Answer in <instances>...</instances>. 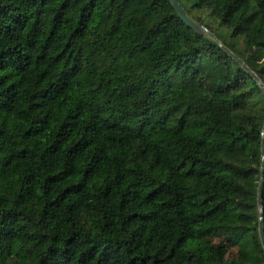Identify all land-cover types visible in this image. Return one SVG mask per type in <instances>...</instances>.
Listing matches in <instances>:
<instances>
[{"label":"trees","instance_id":"trees-1","mask_svg":"<svg viewBox=\"0 0 264 264\" xmlns=\"http://www.w3.org/2000/svg\"><path fill=\"white\" fill-rule=\"evenodd\" d=\"M176 1L264 85V0ZM263 112L169 0H0V264H264Z\"/></svg>","mask_w":264,"mask_h":264},{"label":"water","instance_id":"water-1","mask_svg":"<svg viewBox=\"0 0 264 264\" xmlns=\"http://www.w3.org/2000/svg\"><path fill=\"white\" fill-rule=\"evenodd\" d=\"M170 5L172 6L174 12L177 14V16L184 22L185 25H187L190 29L195 30L197 32L207 34L210 38H212L216 44L229 56L231 57L234 62H236L243 70H245L251 78L256 82L258 87L260 88L262 95L264 97V85L260 81V79L256 76V74L250 70V68L246 65V63L243 62L241 58H239L236 54H234L231 50H229L225 45L220 43L218 39L212 34L203 24L196 22L192 20L184 11V9L180 6V4L176 0H169ZM264 131V112L262 116V122H261V128H260V144H259V152H260V161H259V176L255 188V205H256V211H257V234L259 243L261 245V248L264 253V238L261 228V217H262V205H261V188H262V181H263V171H264V165H263V156H264V150H263V134Z\"/></svg>","mask_w":264,"mask_h":264},{"label":"rangeland","instance_id":"rangeland-1","mask_svg":"<svg viewBox=\"0 0 264 264\" xmlns=\"http://www.w3.org/2000/svg\"><path fill=\"white\" fill-rule=\"evenodd\" d=\"M256 182H257V175H256V177L253 178L254 187L256 185ZM248 221H250L251 223H253L254 222L253 217L248 218ZM190 227H191V225H189V229H190Z\"/></svg>","mask_w":264,"mask_h":264}]
</instances>
